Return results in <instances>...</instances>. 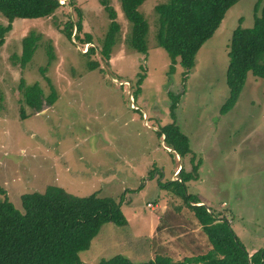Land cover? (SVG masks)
I'll use <instances>...</instances> for the list:
<instances>
[{"label":"rangeland","instance_id":"1","mask_svg":"<svg viewBox=\"0 0 264 264\" xmlns=\"http://www.w3.org/2000/svg\"><path fill=\"white\" fill-rule=\"evenodd\" d=\"M74 1L80 35L91 33L92 42L82 44L75 29L70 38L63 32L65 21L78 15L60 0L52 14L15 17L0 45V189L18 208L23 192L48 184L121 200L130 222L102 223L89 247L79 251L84 262L126 252L135 262L156 253L178 260L210 247L190 207L158 184L179 178L182 166L192 175L185 182L188 193L215 214H226L248 251L264 247V77L249 71L234 105L220 110L229 92L230 37L239 23L253 24L256 0H237L226 10L190 68L178 57L173 62L157 43L155 5L166 0H143L138 7L147 23L145 52L129 41L120 0H110L119 31L108 60L100 53L110 22L103 4ZM0 23H8L2 13ZM32 31L39 38L22 66L23 37ZM90 46L94 51L84 53ZM89 60L98 63L90 68ZM46 77L54 101L42 100L39 108L22 101L21 79L38 83L46 97L52 91ZM170 122L188 135L186 155L159 134ZM151 220L159 225L153 233Z\"/></svg>","mask_w":264,"mask_h":264},{"label":"trees","instance_id":"2","mask_svg":"<svg viewBox=\"0 0 264 264\" xmlns=\"http://www.w3.org/2000/svg\"><path fill=\"white\" fill-rule=\"evenodd\" d=\"M110 19L109 28L101 43L100 53L105 60L110 57L115 43L119 22L110 0H100ZM143 0H120L122 11L130 22L129 41L139 51L147 49L145 34L147 23L138 7ZM237 0H166L155 5L158 14L157 43L185 68L193 66L201 45L213 35L226 10ZM78 18L67 19L62 28L70 38L79 39L82 44L92 42L91 33L82 32L81 12L74 0ZM60 0H0V13L8 23H0V45L5 34L12 27L15 17H39L54 13L61 6ZM242 18H240V22ZM39 35L31 32L23 37L21 65L31 58ZM49 46V45H48ZM50 57L52 50L48 48ZM90 46L84 53L90 54ZM226 82L229 87L221 112L229 110L236 102L250 71L264 77V0H256L254 19L251 26L239 23L232 31L228 48ZM97 60H89L94 68ZM48 80L51 92L44 97L42 88L36 82L26 84L21 79L19 90L22 101L39 108L42 100L52 103L56 97L53 85ZM23 106L21 105V108ZM23 113V112H22ZM164 134L166 145L180 155L190 151L188 135L182 132L175 122L163 126L159 133ZM194 165V171L197 170ZM178 177L163 181L158 179L161 188L180 196L193 211L201 226L210 248L203 253L184 256L174 260L168 254L156 253L153 258L135 262L124 254L117 253L93 264H264V247L249 252L241 243L223 215L215 214L209 206L188 193L186 180L192 178L181 166ZM196 175H194L195 177ZM0 197V264H91L79 257V251L89 247L102 223L112 221L126 225L127 217L121 208V200L111 196H101L97 192L76 195L62 186L48 184L43 191L33 190L20 195L21 208H18L5 194ZM221 215V217H220ZM159 225H157L158 227Z\"/></svg>","mask_w":264,"mask_h":264},{"label":"crops","instance_id":"3","mask_svg":"<svg viewBox=\"0 0 264 264\" xmlns=\"http://www.w3.org/2000/svg\"><path fill=\"white\" fill-rule=\"evenodd\" d=\"M199 203H201V202H199ZM209 210H210V208H209ZM157 216H159V215H157ZM224 216H225L226 218H228V220L230 221V218H229L226 214H224ZM136 217H138V216H137V215H134V218H135V219H136ZM220 217H221V215H220ZM157 219H158V218H157ZM127 220H128V223H129V222H130V219H129L128 217H127ZM230 222H231V221H230ZM128 223H127V224H128ZM157 224H158V222H157ZM157 224H156V221H155V220H151V226H152V227L150 228V232H151V233H153V231L156 229ZM136 236H138V235H136ZM169 238L171 239L172 237H169ZM209 248H210V247H209ZM209 248H208V249H209ZM208 249H207V250H208ZM205 252H206V251H205ZM249 252L251 253V252H253V251H249ZM201 253H203V252H201ZM125 254H126V256L128 255L127 257H129L130 259H132V258H131V255H130L129 253L126 252ZM196 254H197V253H196ZM191 255H193V254H191ZM154 256H155V255H154ZM154 256H151L150 258H153ZM169 256H170V255H169ZM186 256H187V255H186ZM150 258H149V259H150ZM173 259H174V258H173ZM180 259H182V258H180ZM174 260H176V259H174ZM178 260H179V259H178ZM144 261H145V260H144ZM91 263H92V262H91ZM92 264H93V263H92Z\"/></svg>","mask_w":264,"mask_h":264},{"label":"water","instance_id":"4","mask_svg":"<svg viewBox=\"0 0 264 264\" xmlns=\"http://www.w3.org/2000/svg\"><path fill=\"white\" fill-rule=\"evenodd\" d=\"M209 209V208H208Z\"/></svg>","mask_w":264,"mask_h":264}]
</instances>
